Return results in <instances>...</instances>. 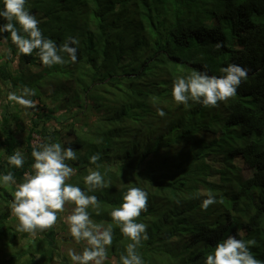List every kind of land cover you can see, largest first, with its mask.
I'll return each instance as SVG.
<instances>
[{"label": "trees", "instance_id": "obj_1", "mask_svg": "<svg viewBox=\"0 0 264 264\" xmlns=\"http://www.w3.org/2000/svg\"><path fill=\"white\" fill-rule=\"evenodd\" d=\"M57 1L42 2L29 11L34 15L43 4L54 5L55 17L64 25L56 30L46 27L51 34L46 33L45 37L55 41L59 32L58 46L66 40L65 33L78 38L79 45H72L77 47V65L84 70L85 64L92 66L97 71L94 78L102 76L124 89L123 101L117 97L112 104L121 110L98 109L100 118L111 113L115 118L119 116L115 129L122 127L124 133L114 136L109 132L108 137L100 134V129L99 137L92 139L89 135L94 130L89 125L95 111L82 108L85 114L92 112L90 123H85L88 133L82 128L77 130V122L61 126L56 121L58 126L50 132L44 123V128H40L36 121L22 150L10 130L9 117L4 116L1 124L8 132L0 139L4 146L0 175L11 171L17 183L23 182L24 173L31 171L34 162L32 132H37L44 142H49V137L50 142H59L65 135L69 139L62 141V146L72 147L78 156L77 161L68 162L76 169L69 183L85 189L83 177L95 166L88 165L80 152L105 146L110 162L115 160L114 168L100 163L99 170L107 173L105 180H110L111 185L90 193L98 197L101 215L91 209L89 212L98 225H113V244L106 264H113L112 260L119 264L120 255L130 242L113 224L109 213L122 203L123 192L131 186L143 188L149 196L148 211L138 221L147 225L149 239L139 251L145 250L154 254L157 261L167 260L169 264H204L217 242L240 227L246 232L241 239H255L251 251L257 259L264 260V0H59L60 10L56 8ZM63 20L68 21L67 26ZM4 23L0 17V27ZM73 23L81 27L74 29ZM118 29L120 33L115 32ZM4 40L11 42L10 33L0 32V45ZM218 42L223 44L219 49ZM10 46L17 50L12 43ZM145 47L154 50L155 63L146 62L140 67L139 61L134 60L127 65L131 58L138 59ZM24 58L27 63L39 59L35 53ZM11 60L7 58L6 62ZM228 64L240 65L249 72L236 97L227 103L209 109L191 102L188 107L178 106L172 99V84L177 76L194 70L220 76V69ZM0 74L7 77L4 70ZM39 96L35 92L30 99H41ZM157 108L166 115L158 116ZM16 150L26 157L21 169L7 164V157ZM212 154L219 158L211 160ZM139 163L142 169H138ZM247 164L252 169L250 176L242 171ZM14 191V186H0V197L7 201L0 211V264H71L59 247L60 231L56 227L32 238L10 224L7 226L9 221H17L10 210ZM209 193L223 202L202 211L200 205ZM69 214L62 218L64 226ZM21 240L26 242L20 243ZM16 244L19 249L1 255L3 248L14 249ZM165 251L170 255L178 253L176 260L164 258ZM27 255L29 258L24 261Z\"/></svg>", "mask_w": 264, "mask_h": 264}, {"label": "clouds", "instance_id": "obj_2", "mask_svg": "<svg viewBox=\"0 0 264 264\" xmlns=\"http://www.w3.org/2000/svg\"><path fill=\"white\" fill-rule=\"evenodd\" d=\"M27 4L28 0H3V9L0 10V17L6 21L0 27V32L10 33L11 42L16 46L18 54L24 57L35 53L39 59L33 62L39 68L42 65L53 68L57 65L66 66L76 63L77 47L72 45L78 46L79 39L69 36L58 46L55 41L46 38L40 29V21L31 14ZM222 46V42L216 44L217 49ZM9 55H11L10 50ZM14 60L9 64L11 65ZM27 64L30 63L26 62V66ZM0 67L4 68V65L0 64ZM30 70L29 68L28 71ZM34 71L31 70L30 76L26 78H30ZM220 72L223 75L216 76L194 70L189 74L177 76L172 84V99L178 106L188 107L191 102L209 109L227 103L236 97L242 82L248 80L249 70L237 64H228L222 67ZM5 74L6 78H2L0 74V80L4 84L7 82L12 84L13 80H16L15 75L12 74L10 77L6 70ZM18 84L20 83H13L12 90L8 93L9 102L5 107L8 109L4 113L9 119L14 116L9 113V106L14 109L15 105H19L27 113L29 109L36 110L37 101L40 100L30 99L35 95L34 90L27 86L20 87ZM18 87L21 88L19 95L15 92ZM1 113L0 118L4 120ZM157 114L160 117L166 115L161 108H157ZM34 135L40 136L37 132L32 133L31 157L34 162L31 164V171L24 173L23 182L17 183L11 171L0 175V186L15 187L10 210L18 221L16 231L35 238L38 234L55 228L61 219V214L66 212L68 206H73L71 214L65 217V222L72 239L76 244H82L83 248L80 252L71 248L68 250L67 255L71 264H106L109 259L108 250L113 244V225L95 224L89 212L91 209L97 216L101 215L100 201L96 195L90 193L103 191L111 185L110 180H105L107 173L99 170L102 167L99 163L100 153H95L89 158V163L94 165L95 169H89L88 174L83 177L85 189H81L69 183L76 175V169L68 162L78 160L76 150L72 147L65 148L59 142H50L51 137L49 142H44L40 136L42 141L32 144ZM25 160V154L16 150L7 157V164L21 169L25 165ZM218 202L223 201L222 199L218 201L209 193L200 205L201 210L207 211L210 206ZM148 207L147 191L141 187L131 186L123 192L122 203L109 213L111 221L119 227L121 235L130 241L124 253L120 255L119 264H145L139 249L149 239V235L147 225L138 221L142 213L148 211ZM255 245V239L244 240L227 235L217 242L212 252L206 255L204 264H264V260L257 259L251 251V247Z\"/></svg>", "mask_w": 264, "mask_h": 264}, {"label": "rangeland", "instance_id": "obj_3", "mask_svg": "<svg viewBox=\"0 0 264 264\" xmlns=\"http://www.w3.org/2000/svg\"><path fill=\"white\" fill-rule=\"evenodd\" d=\"M53 0H28L27 7L29 10H32L35 6L39 7V4L44 2L45 4L52 3ZM42 5V8L40 12L35 13L34 15L36 18L40 21V29L43 32L44 36L48 34H51L46 31V27L49 29V26L51 27L50 30H56L59 26L64 25L62 24V20H59L57 17H55V6L54 5ZM56 8L60 10V4L59 0L56 3ZM48 15V16H46ZM63 23H66L65 26L68 25L67 20H63ZM74 24V29L80 28V25H77V23ZM116 33H120L121 31L116 30ZM64 37L67 38L68 34H63ZM50 37V36H49ZM61 37V34L59 32L55 35V42L59 41V38ZM51 39V37H50ZM63 40L62 42H64ZM10 43L6 40L2 42L0 45V64L4 65L3 70L7 71L10 77H12V74L15 75V78L20 81V84H18L20 87L27 86L29 88L35 89L34 92L39 93V97L41 98L39 101H37V110L33 113L30 109L25 112L24 109H22L19 105H15L14 109L12 106H9L11 115H18V118L12 117L11 119H8V123L10 125V130L14 135L18 138L20 141L21 149L24 150V142L25 138L27 136L28 131L33 128V126L36 124L37 121L39 123L40 128H46L51 129V131H54V126H58L56 124V121L61 126H68V122H77L75 126H77V130L84 129L86 133H88V128L91 126L92 130L94 132L89 135L92 137V139H96L99 137L98 131L102 129L100 134H105L106 136L110 137L109 132L113 134L114 136L120 132V135L124 133V128L118 127V129H115L116 119L119 118L117 116L114 117L115 114L111 113L109 117H99L100 110L98 109H108L111 110L113 107L112 104L115 103V98L118 97V99L125 98V91L123 88L118 87L115 84H112L108 81V79H103L102 76L98 78H94L97 71L92 68V66L85 64V70L83 67H80L76 63H71L66 66H54L53 68H46L43 65L39 68L34 62H31L30 64H27V66L32 70L36 71L38 73H34L30 78H26L30 76V71H28L26 66V61L22 55L18 54V51L13 48V46H10ZM9 50L11 55H9ZM14 50L17 55H14ZM153 57H155V52L153 49L145 47L143 53L140 55L138 59L131 58L127 65L131 64L134 60L139 61V66L142 67L146 62H152L155 63L153 60ZM7 58H11L12 64L6 62ZM115 58V57H114ZM112 58V59H114ZM5 62L6 64H4ZM40 64V63H39ZM6 65V66H5ZM154 67V65H153ZM83 68V69H82ZM27 69V70H26ZM0 68V72L3 71ZM18 70V71H17ZM42 70V71H41ZM149 71V70H148ZM100 74V73H99ZM101 75V74H100ZM151 78V77H150ZM28 81V83H26ZM7 84V85H5ZM3 83L2 80H0V113L2 116H5L6 111L8 108H5L7 105L8 99V93L12 90L13 83L10 84V82ZM29 85V86H28ZM122 86L124 85V82L122 81ZM20 87L18 89H15V92L19 95L20 94ZM149 90V89H148ZM150 91V90H149ZM152 105H154V101H152ZM84 108H90L92 111H95V115L91 118V124L89 126L85 125V123H90V117L92 116V112L84 113ZM81 109V111H80ZM121 110V108L113 107V110L115 112H118V110ZM98 110V112H97ZM157 111V110H156ZM63 112V114H61ZM78 113V114H76ZM38 114H41V118H37ZM61 114V115H60ZM97 114V116H96ZM43 115L51 116V119L49 117L42 118ZM59 115L58 118H56ZM69 115L71 117H69ZM76 119V121L74 119ZM122 118V115H120ZM56 118V120H55ZM66 119H68L66 121ZM0 120L2 121L3 118L1 117ZM0 121V139L2 136L6 135L8 132V129H5V127L2 126V122ZM105 121V122H103ZM103 122V123H102ZM44 123V126L41 125ZM34 133V132H32ZM66 139H69V136L63 135L61 139H59V143L62 145V141H65ZM99 140L105 141L106 139L99 138ZM129 143V140H127ZM120 147H123L124 145L122 143H119ZM4 152V146L0 144V156ZM95 153H100L101 160L99 163L102 165L111 164L114 168V161L110 162L109 157V151L108 149L103 146L101 147H94L93 151H89L87 149H82L80 154H84L85 156V162L88 165H91L89 163V158L91 155ZM211 160L216 161L219 156H216L214 154L211 155ZM109 162V163H108ZM72 166V164H71ZM143 165L139 163L138 169H142ZM242 171L245 176H250L252 174V169L250 165H243ZM114 186H117L115 182L113 183ZM9 191V190H8ZM4 194V193H3ZM2 195L0 197V211L4 209L5 205L7 204V201L2 199ZM73 206H68V209L65 213L61 214V219L58 222L56 228L60 231V235L58 237V244L63 252V255L67 257V259L70 261V258L67 255L68 250L75 249L77 252L82 251L83 245L82 244H76L75 241L72 239V237L69 234L68 226L63 225L62 218L67 213H71V208ZM106 209V207H104ZM110 216V215H109ZM95 224H97L95 221H93ZM16 222L9 221L7 223V226L10 224L13 226L14 229H16ZM99 225L107 226L106 223H101ZM65 229V232L63 230ZM246 232H243V230L239 227L235 230L234 233H232L233 236H237L238 239H241L242 236ZM26 240H21L20 243H25ZM19 243V244H20ZM1 244V243H0ZM19 244H16L14 249L11 248H3L1 250V255L6 256L10 254L12 250L19 249ZM23 246V245H22ZM153 248V245H151ZM23 248V247H22ZM24 249V248H23ZM59 249V251H60ZM60 251V252H61ZM145 251V250H144ZM144 251H139L140 254L143 256V259L145 261V264H169L167 260H158L157 257L154 254L146 253ZM164 258H170L172 260H176V257L178 256V253L173 252L171 255L168 254V252L165 251ZM27 258H29V255L25 256L24 261H26ZM113 264L114 261L112 260Z\"/></svg>", "mask_w": 264, "mask_h": 264}, {"label": "built area", "instance_id": "obj_4", "mask_svg": "<svg viewBox=\"0 0 264 264\" xmlns=\"http://www.w3.org/2000/svg\"><path fill=\"white\" fill-rule=\"evenodd\" d=\"M42 140H41V137L38 136V135H34V138L32 140V144L34 143H40Z\"/></svg>", "mask_w": 264, "mask_h": 264}]
</instances>
